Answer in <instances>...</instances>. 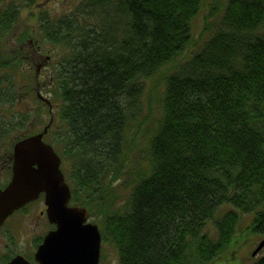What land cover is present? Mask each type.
Returning a JSON list of instances; mask_svg holds the SVG:
<instances>
[{"label": "trees", "instance_id": "trees-1", "mask_svg": "<svg viewBox=\"0 0 264 264\" xmlns=\"http://www.w3.org/2000/svg\"><path fill=\"white\" fill-rule=\"evenodd\" d=\"M192 1L198 5L86 0L92 17L76 33L71 24L80 13L36 23L47 41L69 48L47 77L50 97L60 99L47 134L55 145L64 142L59 147L70 168L69 204L86 208L101 242L113 246L116 259L110 264H212L231 243L240 214H252L248 231L264 239V0H226L213 33L165 75L161 117L153 131L144 132L149 144L140 153L163 157L167 165L156 171L133 155L141 78L189 45L202 0ZM122 14L136 20L135 35L120 23ZM100 20L108 21L105 27ZM233 73L248 84L244 101L234 102L236 110L227 107L222 118L196 113L197 98L211 101L209 94ZM11 89L3 90L15 98ZM180 104L186 111L172 117ZM34 130L24 138L41 129ZM121 186L128 188L122 200ZM252 264H264V254Z\"/></svg>", "mask_w": 264, "mask_h": 264}, {"label": "water", "instance_id": "water-1", "mask_svg": "<svg viewBox=\"0 0 264 264\" xmlns=\"http://www.w3.org/2000/svg\"><path fill=\"white\" fill-rule=\"evenodd\" d=\"M42 99L50 110V101ZM47 128L48 125L14 145L12 176L0 188V226L14 211L42 194L47 220L54 228L44 235L33 261L36 264H98L101 246L98 225L88 221L86 208L69 204L71 194L60 170V158L42 141ZM263 246L264 240H261L251 255L255 256ZM1 264L30 262L17 254Z\"/></svg>", "mask_w": 264, "mask_h": 264}, {"label": "rangeland", "instance_id": "rangeland-1", "mask_svg": "<svg viewBox=\"0 0 264 264\" xmlns=\"http://www.w3.org/2000/svg\"><path fill=\"white\" fill-rule=\"evenodd\" d=\"M17 1L20 7L24 9V12L22 16H25V13L29 12L31 16H40L44 19L47 17H58L60 15L66 14L69 11H64L61 8V2L62 0H14ZM72 1V0H70ZM226 0H202L200 8L198 10V14L193 18L191 22V28H192V37L189 45L186 47V49L175 59L168 63L167 65L159 67L155 73L152 75V77L145 80L144 89L140 96V113L137 115L138 120V132H137V143L136 144V150L138 152L142 151L144 146V137L145 135L153 131L157 125V122H159V119L161 117V91L163 89L164 85V79L165 75L172 71L174 68H176L180 63L188 60L192 54H194L199 47H201L202 42L207 39L214 30V27L218 26L220 22V16L222 14V7ZM37 23V21H36ZM55 45L53 46V50ZM57 50L60 52L61 56L67 55V50L69 48H64L61 46L57 47ZM12 62L9 63V65L12 66H19V62L16 59H10ZM27 70V69H26ZM49 68H43L39 75L40 82L47 81V77L49 75ZM9 75V76H8ZM8 75H5V77L10 79L9 85L11 86V91L16 94L18 93L17 88H21L23 90V86H25L26 82L23 83L22 75H19L15 72L14 75L20 77V81L23 83H19L21 85L13 84V79L10 76H13V73H9ZM34 73L30 74L31 79V95L29 99V104L31 110L30 112V132H32V129L34 128L36 131L37 129H41L43 125L45 124L46 120L49 119L48 117L51 116V110L52 107L49 110V106L47 103L43 101L46 105L43 103H38L34 97L37 95V92L35 94V88H34ZM47 85V82H46ZM20 86V87H19ZM50 87H46L42 91V95L44 97L49 98L47 94L50 91ZM50 99L53 102V105L57 104V106L60 104L59 98H52ZM17 107V106H16ZM48 108V109H47ZM57 109V107H55ZM58 113V112H57ZM55 114V113H54ZM57 115V114H56ZM42 118L43 121L41 124H38V120ZM48 122V121H47ZM47 125V123H46ZM136 125V122L134 126ZM145 132V135H144ZM56 150L60 151V148L56 146ZM62 167L63 174L65 175V178L68 179V176H70V168L67 161H64ZM136 167V166H135ZM123 172L129 171L130 173L134 172L133 168H125L122 167ZM120 181L119 183H121ZM133 182V180H132ZM118 195L120 196V199H124L125 196L128 193L127 186H121L119 190L117 191ZM252 214H240V220L237 224L236 232L234 233V237L231 241V243L228 245L227 249L214 261L212 264H252L253 261L260 257L262 254H264V248L256 255L251 256L252 251L256 248V246L259 244L261 240H263L262 236L253 234L250 231H248V227L251 221ZM90 222L96 223L92 219H88ZM97 224V223H96ZM25 225V223H24ZM7 226V225H5ZM47 228L49 229L51 225L49 223L46 224ZM5 228V227H3ZM3 228L0 229V242L5 243L7 242L10 245V249L13 251L16 250H24V244L31 242L32 245H36L41 238H39L38 242H36V236H42L45 232L42 228H40V225L37 229L33 231H28L24 228L22 222H21V228L17 233H14V235H11L14 237L13 239L10 237L9 239H6L3 231ZM46 228V229H47ZM6 239V240H5ZM11 239V240H10ZM16 240L15 243H13ZM103 256V263L104 264H110L111 262L115 261L116 259V252L108 243L101 242L100 246V259L102 261Z\"/></svg>", "mask_w": 264, "mask_h": 264}, {"label": "flooded vegetation", "instance_id": "flooded-vegetation-1", "mask_svg": "<svg viewBox=\"0 0 264 264\" xmlns=\"http://www.w3.org/2000/svg\"><path fill=\"white\" fill-rule=\"evenodd\" d=\"M20 6L17 3V1L14 0H9V1L0 0L1 14L2 15L5 14V18H4L5 20L3 21H7L10 23L13 21L14 19L13 13L11 12V11L15 12L13 9L15 10L19 9L23 14L24 9ZM23 17L31 22L36 23L37 21L36 16H31L29 12L25 13V16ZM13 31H15L14 28L12 29L10 28L9 30L4 31L0 26V140H1L0 141V188H3L9 182L12 176L14 144L18 141V139L24 137L25 134H29L31 128L30 119H29L30 117L29 99L30 96H32L30 72L25 70V66L18 58H15L14 54L10 50V48L11 49L14 48L9 46L10 39L7 33H12ZM17 52L19 53L20 57L24 58L22 48H19ZM10 59H16L18 62L20 61L19 66L9 65V63H11ZM15 72L18 73L19 75H22L23 77L22 81L23 83L26 82V84L25 86H23V90L21 88H17L18 93L14 98L13 94L8 93V95H6L3 89L6 88L7 86H10L8 83L10 82V79L5 77V75H8L9 73H13V76H10L13 79V83H10L11 85L23 84L20 81L21 79L19 75L18 76L14 75ZM40 72L41 71L34 72L33 80L35 83L34 84L35 94L36 92H39L42 95V91L45 88V86L47 87V85H46V81L42 80V82H40L39 80ZM37 99L38 101H40V103L46 105L42 100H40L39 98ZM55 107H57V104L53 105L52 113L53 114L55 113L56 115L57 110H55ZM45 209L46 207L44 205V196L40 194L38 199L29 202L20 209L14 211L4 221L3 225L0 226V229L5 227L3 228L2 232L4 233L6 239H9L10 237L12 239L14 238L11 235H14V233H17L20 230L21 222L24 228L28 231H33L37 229L38 226L40 225V228L45 230L44 231L45 233L42 236H38V235L36 236V242H38L39 238H41V240L38 243H36L35 246L32 245L31 242L24 244L23 245L24 250L13 251L12 249H10V245L7 242L5 243L0 242V264L7 262L17 254H21L25 256L29 260L30 264H36L33 261L34 252L37 246L42 242L44 235L49 230L54 228V226L50 224L47 220ZM47 223L51 225L49 229L46 226ZM15 242L16 240L13 243ZM8 255H12V256L7 261H1Z\"/></svg>", "mask_w": 264, "mask_h": 264}, {"label": "bare ground", "instance_id": "bare-ground-1", "mask_svg": "<svg viewBox=\"0 0 264 264\" xmlns=\"http://www.w3.org/2000/svg\"><path fill=\"white\" fill-rule=\"evenodd\" d=\"M60 2L62 5L61 6L62 10L65 9L64 11H69L66 14L62 13L61 16H65V17L67 16L68 17L70 14L72 16L73 12H75L76 14L80 13V14L84 15L82 18H76L73 20L71 25L73 26V30L75 33L77 31V28L83 27V23L85 20L92 17L91 16L92 10H90V9L88 10V8L85 5L86 0H72V1L62 0ZM191 4H192V6H196L197 3L195 1L191 0ZM13 10L15 12H13V11H11V12L13 13L14 19L11 23L7 22V21H3V20H5L4 19L5 14L2 15L1 10H0V26H1V28L4 31L9 30L10 28L15 29V31H13L12 33H7L8 37L10 39V45L9 46L14 48V49L10 48V50L14 54L15 58H18L22 62V64L25 66V70L27 69L26 71L30 72V74H31V71H32V73L39 72L43 68H49L50 69L49 74H51V71L54 70V68H55V64L58 63L57 61H61V59H62L60 52L57 50V47L60 46L59 45L60 41L52 42V43L47 41L45 34L38 31V25H36L35 22H31V21L26 20V18H24L22 16V13L19 9L18 10L13 9ZM176 12L177 13L181 12V9H179V7H177ZM36 18H37V22L41 19L43 21V19H44L40 16H36ZM50 18H52V17H50ZM118 19H119L120 23L125 26V29L129 28V31L131 33H133L134 35L138 32L137 30L135 31V33L133 32V26H135L136 28L139 26L137 25L136 20L130 19L128 17V14H122ZM107 22L108 21H104V20L99 21V23L103 27L106 26ZM138 23L142 24L141 22H138ZM65 36L68 37L69 39L73 40L74 35L68 36V34H66ZM64 41L66 43H69L66 40H64ZM55 43H56V45H55ZM54 45H55V47H54L55 49L53 50ZM19 48H22L24 58L19 56V53L17 52V50ZM67 54H68V52H67ZM154 73L155 72H153L149 76L142 77L140 83L143 81L145 84V80L152 77V75ZM143 74H144L143 72H140L138 75V78H140ZM237 76H239L238 73H233L231 75V77L226 78L223 83L220 82L221 84L218 87L217 93L215 95H213V93L209 94L211 101L207 96L206 97L205 96H202V97L199 96L197 98V101L201 102V104H198L195 106V112L197 113L201 110H205V112L210 113L211 115H214L215 118H222L224 116V114L226 115V113H227V111H226L227 107L233 106V108L236 110V106H235L234 102L238 105L239 103H242L244 101V99H242L244 96L241 92H244L245 87L248 85L247 83H244L243 81L237 79L236 78ZM253 76L255 78H260L257 80H261L263 78V77L261 78L262 74L260 71H257L256 73H254ZM121 77L122 76H120L119 78L121 79ZM47 87H49L48 82H47ZM163 89H164V85H163ZM246 91H247V87H246ZM47 95L50 97L49 94H47ZM217 96H220V98H221L220 99V105L224 106L223 108H220L217 105V103H216ZM191 100L195 101L196 98L194 96H192ZM212 101H213V103H212ZM161 103H162V100L160 99V104ZM180 106L181 107L175 106V108L170 112V115L172 117H175L181 111H186L187 106H185V105L182 106V104H180ZM31 110H33V109L30 108V112H31ZM48 118L49 119H48L47 125L49 128L51 122L53 123V121H54L55 114L51 115ZM47 125H45V126H47ZM44 127L41 128L40 132L43 131ZM48 128H47V130H48ZM23 138L24 137H21L20 139H18V141L22 140ZM42 141L44 144L52 147L54 150V153L57 154L56 156H58L60 158L59 160L64 163L63 158L60 155V151H57L56 147H55V146H57L58 148H60L59 146L64 145V142L61 140V138L59 139V142H57V144L55 145L52 135L47 134V132H46L42 136ZM135 141L137 143L136 139H135ZM147 144H149V140L148 141L146 140V142L144 143L143 148L145 150H147ZM125 145H127V143ZM131 145L132 144H128V148H130ZM133 155L141 163L145 164L148 168L156 170V171L161 170L165 165H167L165 162V159L163 157L157 156V158L156 157L153 158L151 155L148 156V155L142 154V153L138 152L137 150L133 152ZM130 159H132V158H130ZM60 170L62 172L61 164H60ZM251 192H253V191L250 190V193ZM88 219H89V217H88ZM263 248H264V246H263Z\"/></svg>", "mask_w": 264, "mask_h": 264}]
</instances>
